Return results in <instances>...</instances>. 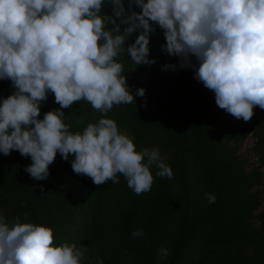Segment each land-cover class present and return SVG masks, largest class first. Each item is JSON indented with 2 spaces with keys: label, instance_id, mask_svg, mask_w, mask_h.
<instances>
[{
  "label": "clouds",
  "instance_id": "obj_1",
  "mask_svg": "<svg viewBox=\"0 0 264 264\" xmlns=\"http://www.w3.org/2000/svg\"><path fill=\"white\" fill-rule=\"evenodd\" d=\"M108 4L112 15L102 13ZM154 24L166 40L161 50L179 57L180 68L193 67L219 108L245 122L254 107L264 109V0H128L127 9L125 0H0V80L15 89L0 99V154L30 156L25 171L37 181L49 177L57 153L64 160L71 155L74 173L96 185L118 183L121 174L137 195L151 190L152 166L156 176L171 179L158 148L137 151L133 139L104 115L114 105L134 102L119 57L135 65L155 63L149 58ZM134 32L139 34L126 47ZM49 93L60 108L39 119ZM144 94L143 88L135 92ZM82 100L102 118L73 132L63 109ZM54 240L46 224L19 217L9 224L0 215V264H84L86 246Z\"/></svg>",
  "mask_w": 264,
  "mask_h": 264
},
{
  "label": "trees",
  "instance_id": "obj_2",
  "mask_svg": "<svg viewBox=\"0 0 264 264\" xmlns=\"http://www.w3.org/2000/svg\"><path fill=\"white\" fill-rule=\"evenodd\" d=\"M133 10L141 11L135 5ZM102 13L112 15V5L103 6ZM154 27L149 58L155 59L162 92L176 84L178 104L164 96L147 107L114 105L104 115L120 131L129 129L137 151L146 146L163 150L172 178L156 176L152 166L151 190L137 195L121 174L118 183L96 185L74 173L71 155L64 160L57 153L49 177L37 181L25 171L30 156L13 150L0 154V215L9 224L17 217L46 224L54 230V243L86 246L84 264L97 259L103 264H264V109L254 107L247 122L220 119L225 110L216 105L214 93L194 78L193 67L180 68L179 57L161 50L163 30ZM138 34H131L125 46ZM119 61L126 75L131 59ZM191 61L196 64L194 57ZM165 64L176 65V70H163ZM14 90L10 80H0V99ZM40 108L42 119L60 105L49 93ZM63 111L73 132L102 118L83 100ZM245 129L256 136L258 166L251 169L231 145L242 140ZM207 194L216 197L215 203L208 202ZM138 231L143 236L134 237Z\"/></svg>",
  "mask_w": 264,
  "mask_h": 264
},
{
  "label": "rangeland",
  "instance_id": "obj_3",
  "mask_svg": "<svg viewBox=\"0 0 264 264\" xmlns=\"http://www.w3.org/2000/svg\"><path fill=\"white\" fill-rule=\"evenodd\" d=\"M123 31V28L121 29ZM125 57L124 55H121L119 58ZM130 67L126 73L127 78V84L134 94V104L138 105L139 107H147L150 104L156 105L160 100V98L164 96H169L173 100L172 103H177V96L180 94L179 90H176V84L165 88L164 92L161 91V80L157 76V67L155 63L151 65L147 64H140L135 65L132 61L129 64ZM142 84V85H141ZM161 85V86H160ZM143 88L145 89L144 96H135V92L137 89ZM220 119L224 120H231L232 118L234 120H238L233 115L227 113L226 111H223L220 114ZM244 137L241 141H233L230 144L235 149V155L238 156L242 163L246 166V168L251 169L253 167L258 166V157L255 147L256 142V136L253 131L249 129L244 130ZM121 132H124L130 136L129 129L123 128L121 129ZM145 148H150V146H146ZM160 150V154L163 153L164 156L166 154Z\"/></svg>",
  "mask_w": 264,
  "mask_h": 264
}]
</instances>
